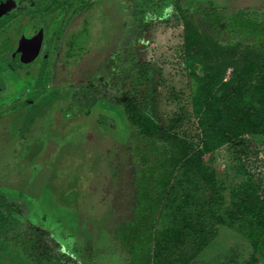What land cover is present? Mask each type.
<instances>
[{"label": "rangeland", "instance_id": "374dc122", "mask_svg": "<svg viewBox=\"0 0 264 264\" xmlns=\"http://www.w3.org/2000/svg\"><path fill=\"white\" fill-rule=\"evenodd\" d=\"M204 1L133 0L134 15L124 14L117 0L27 1L34 7L21 13L28 23H40L49 44L63 47L48 63L41 57L26 67L14 59L10 68L0 63V76L16 72L19 79L39 80L28 98L0 112V202L15 218L27 217L30 202L45 227H27L38 249L33 257V243L21 232L3 238V227L13 226L0 223V264H84L69 243L84 248L94 264H126L110 235L113 211L124 209L132 189L124 165L132 149L125 118L133 113L149 117L165 139L189 154L207 136L199 166L223 188L225 215L216 237L189 264H264V226L255 214H264V134L243 132V122L232 126L238 135L212 133L219 108L213 99L228 88L218 83L211 89L207 75V68L216 67L212 79L224 82L236 68V79L255 92L264 87V51L249 40L222 41L196 10ZM211 1L236 7L262 2ZM74 30L82 33L76 48L69 41ZM90 81L98 85V98Z\"/></svg>", "mask_w": 264, "mask_h": 264}, {"label": "trees", "instance_id": "16d2710c", "mask_svg": "<svg viewBox=\"0 0 264 264\" xmlns=\"http://www.w3.org/2000/svg\"><path fill=\"white\" fill-rule=\"evenodd\" d=\"M117 2L124 14H135L133 0ZM199 4L196 10L216 28L222 41L230 44L236 40H249L253 47L264 51V0L243 7L218 6L211 0ZM207 70L211 89L218 83L228 88L226 93L213 99V105L219 108L214 112L217 127L212 133L229 137L231 133L238 135L232 126L243 122L246 124L243 132L264 134V87L251 92L246 82L236 79V68H232L230 79L224 82L219 78L212 79L217 75L216 67ZM199 81L204 83L205 79ZM88 86L97 96V83L91 82ZM125 121L132 146L128 149L130 159L124 165L125 179L132 189L125 202L123 200L124 209L113 211L116 213L111 220L110 242L116 246L113 251L120 249L122 256L119 259H124L126 264H189L216 237V227L225 215L223 188L212 171L205 172L199 166L202 155L208 150L207 136L201 147L189 154L182 148L177 150L165 139L153 127L149 117L133 113ZM208 135L211 137V133ZM178 161L182 162L180 167H177ZM4 214L0 213V220L13 218ZM255 214L264 226V214L259 211ZM69 246L84 264H94L84 248L78 249L74 243Z\"/></svg>", "mask_w": 264, "mask_h": 264}, {"label": "flooded vegetation", "instance_id": "af4514ba", "mask_svg": "<svg viewBox=\"0 0 264 264\" xmlns=\"http://www.w3.org/2000/svg\"><path fill=\"white\" fill-rule=\"evenodd\" d=\"M27 1L28 0H0V63L3 62L4 65H7L8 68L12 67L9 64V60H11V59H14L17 63L21 64L20 67L28 66V64L33 62L37 57H41L43 60H45L48 63V61H50L52 53L56 50H59L60 46L63 47V45L60 44V42L58 43V45H56V42H54L53 44H49L48 39L45 37L44 31H43L44 27H42V25L39 26L40 23H34V26L28 23L27 19H25V17H24V14H21V13L25 12V14H30L31 12L28 11V8L33 9L34 7H29L27 5ZM74 5H75V3H74ZM68 12L72 13V10H69ZM33 14H39V15L40 14H60V12H56L54 10L50 11V12L38 10V12H36V10H35L33 12ZM41 18L43 20H45L46 15H44V16L41 15ZM47 19H46V21H47ZM26 26L30 27V36L32 38L41 37V46H40L38 55L36 56V58L34 60H32L31 62H27V63L19 60V50L21 47V39H22V35H23V29ZM55 29L57 30L58 27ZM81 36H82V33L80 30H77V31L74 30L72 33L69 34V41L71 42V47H72V45H74L75 48L78 46V43L80 40L79 38ZM119 47H120V45H119ZM118 48L116 50L117 53L115 55L118 56L119 58L121 56V58H122L123 48L122 49L121 48L118 49ZM118 57H117V60H120L121 58L119 59ZM79 58H80V56L79 57L76 56L75 59L77 60ZM57 62H58V59H57ZM57 62H56V65L58 66V70H59L61 68V66L59 68V64ZM76 62H78V60ZM16 70H17L18 74H20V72H21L20 68L16 67ZM46 74L47 75L45 77L48 78L49 72H47ZM56 75H58V74H56ZM1 78H2V80H4V82H3V84L2 83L0 84V85H3V88L0 87V112L2 111L4 106L9 105L13 102H15V103L18 101L21 102L24 99L28 98V95H29L28 93L30 92V90H33L36 87H38L37 85L39 83V80L36 77H33L31 79H25V78L20 77V79H21V81H20L16 72H11L10 76H8L7 78H5L4 76H0V80H1ZM8 78H10V79H8ZM91 82H96V81H90V83ZM101 83H102V85L106 84V83H108V80H103V81H101ZM1 92H4V93H1ZM4 117L5 116L1 115L0 120L2 121V119ZM5 192H7V194L9 193L8 191H5ZM18 194L23 195L22 192H20V191L18 192ZM28 203L29 204L27 206V209H28L27 210L28 211L27 217H16L15 218L13 216V218L7 219V222H9L10 225H12L13 227L4 226L2 229V234H3V238H4V237H9L10 233L15 234L16 232H21L20 235L24 236L25 241L27 243H29V242L33 243L34 246L30 245L29 249H30V252H32V255L34 254L33 257H35L36 253H35L34 249H37L36 240H34V237L31 235V231L28 230L27 227L29 225L32 226V228L45 227L44 226L45 224L40 223L37 219V217H38L40 220V217L42 218L44 216L41 215L40 211L36 210V208H38V207L34 206L30 202H28ZM0 211H1L0 213H3V214L6 213V215L8 216L7 213H9V212H6V210L5 211L3 210L2 204H0ZM3 221L4 220H0V223H2ZM46 228L52 232L54 237L58 238L56 231H54L50 227H46ZM75 256H77V254H75ZM80 260H82V259L80 258Z\"/></svg>", "mask_w": 264, "mask_h": 264}, {"label": "water", "instance_id": "95a60500", "mask_svg": "<svg viewBox=\"0 0 264 264\" xmlns=\"http://www.w3.org/2000/svg\"><path fill=\"white\" fill-rule=\"evenodd\" d=\"M40 46L41 37L32 38L30 36V27H24L21 39V47L19 50V60L26 63L31 62L38 55Z\"/></svg>", "mask_w": 264, "mask_h": 264}]
</instances>
